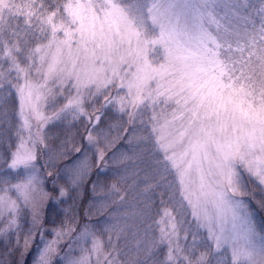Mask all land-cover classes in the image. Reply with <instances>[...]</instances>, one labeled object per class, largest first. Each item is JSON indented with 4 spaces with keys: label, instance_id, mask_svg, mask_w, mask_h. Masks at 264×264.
Wrapping results in <instances>:
<instances>
[{
    "label": "snow or ice",
    "instance_id": "1",
    "mask_svg": "<svg viewBox=\"0 0 264 264\" xmlns=\"http://www.w3.org/2000/svg\"><path fill=\"white\" fill-rule=\"evenodd\" d=\"M0 264H264V0H0Z\"/></svg>",
    "mask_w": 264,
    "mask_h": 264
},
{
    "label": "rangeland",
    "instance_id": "2",
    "mask_svg": "<svg viewBox=\"0 0 264 264\" xmlns=\"http://www.w3.org/2000/svg\"><path fill=\"white\" fill-rule=\"evenodd\" d=\"M257 219H259V217H257ZM31 255V254H30Z\"/></svg>",
    "mask_w": 264,
    "mask_h": 264
}]
</instances>
